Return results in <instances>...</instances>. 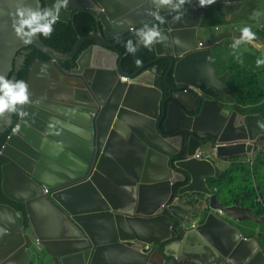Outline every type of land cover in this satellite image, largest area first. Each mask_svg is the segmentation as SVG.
Wrapping results in <instances>:
<instances>
[{
	"label": "clouds",
	"instance_id": "1",
	"mask_svg": "<svg viewBox=\"0 0 264 264\" xmlns=\"http://www.w3.org/2000/svg\"><path fill=\"white\" fill-rule=\"evenodd\" d=\"M50 2H20L10 13L26 43L11 64L32 49L21 67L30 91L0 75V264H169L176 235L203 238L214 264H264L261 196L180 162L191 137L200 144L190 157L218 161L181 110L186 90L200 92V84L228 91L236 100L225 111L250 110L264 134V86L249 79L264 49V0ZM57 21L56 42L47 39L58 52L82 28H108L113 38L87 33L64 59L37 52L31 42L50 37ZM180 61L185 89L168 98L174 133L158 120L164 87L156 82L175 85ZM98 73L112 80L116 109L98 119L94 110H66L93 107L81 91ZM155 249L162 260L150 258Z\"/></svg>",
	"mask_w": 264,
	"mask_h": 264
},
{
	"label": "water",
	"instance_id": "2",
	"mask_svg": "<svg viewBox=\"0 0 264 264\" xmlns=\"http://www.w3.org/2000/svg\"><path fill=\"white\" fill-rule=\"evenodd\" d=\"M22 2L27 6L35 8L37 3L41 8L51 6L50 0H0V75H3L8 79L17 80V72L24 64V53L20 51V56H16L11 64V57L15 50L26 45L24 41L17 37L13 29V21L10 13L15 12L18 3ZM65 9H61L59 19L64 15ZM87 33L98 34L102 36L112 37L108 28H82L79 36L77 37L74 45L68 52H58L52 49V45L49 43L47 37L38 34L31 42L34 45L37 52L43 51L50 57L64 59L73 55L78 46L82 44ZM113 38V37H112ZM28 44V43H27ZM28 73V67H26ZM26 73L25 80L29 84L30 80ZM174 81L180 83L186 80V71L183 69V63H175L173 67ZM166 84H169L167 80ZM211 87L221 93L222 87L219 84H212ZM90 92L85 90L81 91L82 98L93 99L94 104L99 103V107L92 108L81 106L78 104H67L66 110L87 112L89 110L95 111V118L98 119L102 113L113 112L118 100L113 97L112 92V80L106 77L105 74H96L95 78L90 82ZM182 104L188 109L193 110L196 104L194 95L190 92H186L185 96L181 98ZM225 106L219 104L212 99H205L197 114H190L193 119L192 127L197 129L200 137L210 135L216 138L213 145V152L211 155L215 159L240 151L247 145L250 148L251 144L247 141L249 132L253 134L262 131L258 126V118L253 115L244 114L240 118L239 123H233L225 118ZM182 110V109H181ZM185 114L186 112L182 110ZM169 126L172 125L171 118L167 120ZM200 144L197 139L190 138V145L185 147L182 152V160L180 162L187 166L193 165L194 169H200L206 174L215 172L217 170L206 167L203 161L190 157L189 155L195 149V146ZM209 159L212 157L208 156ZM167 251V247L163 251ZM175 255L180 259H186L194 261L197 264H204L205 261H212L213 263L218 261V256L214 249L208 248L204 244V239L198 236L183 235L182 239L177 244V250ZM150 258L155 261L163 259L162 254L156 249L151 253ZM229 264H236L234 262Z\"/></svg>",
	"mask_w": 264,
	"mask_h": 264
},
{
	"label": "flooded vegetation",
	"instance_id": "3",
	"mask_svg": "<svg viewBox=\"0 0 264 264\" xmlns=\"http://www.w3.org/2000/svg\"><path fill=\"white\" fill-rule=\"evenodd\" d=\"M57 28H58V22L54 25V31L52 33V36L54 38V40L56 41V32H57ZM51 44H53L51 42ZM32 48L30 47H25V48H22L21 50H25L27 52H29ZM263 53H264V49L261 48L260 49ZM257 56H254L252 58V63H253V67H257V64H256V61H257ZM175 82V81H174ZM163 90H159L157 92V95L159 97V100L162 101V110H161V114L160 116L158 117V120L159 122L162 123V125L164 126L165 129H168L171 127V132H174V133H179L180 132V128L177 127L176 125H171L169 126L167 124V120L169 118H171V113H170V110H169V103H168V98L172 95V97H174V93L177 91V89H185V82H180V83H177L175 82V85H167L166 86H163ZM200 92H191L189 90H186V92H190L194 95L195 99H196V104L194 106V109L193 110H188L183 104L181 105V108L182 110H184L185 112H188L190 114H197L200 107L202 106L203 102L205 99H212V100H215L217 101L219 104L221 105H224L225 107H231V102L229 100V96H230V93L228 91H225V90H222L221 93L215 91L212 87L210 86H207L205 84H200ZM92 106H95V104H92ZM248 112H250V110H247L246 112L243 113L244 114H248ZM263 137V130L262 131H259L255 134H253L252 132H249L248 133V136H247V141L250 142L251 146L253 144H255L258 140H261ZM216 138H213L211 137L210 135H206L205 136V142L203 143V147L206 148V145L207 144H211L212 143V147H211V150H205V152H213V145H214V141H215ZM245 149H246V154L249 155L251 161L253 160V155H252V150L250 148L247 147V145L245 146ZM182 154V153H181ZM239 154V156L237 157H231L230 160H234V161H239L241 156H240V153H237ZM215 172H212L209 174V177L214 175ZM246 174V171L243 170L242 168H237L236 170H233L231 171L230 173H227L225 175L226 179H234V180H238L240 179L242 176H245ZM182 239V236L180 235H176L175 237H173V240H178L180 241ZM164 259L167 263L169 264H174V263H177V264H189L188 261L189 260H186V259H180L178 257H176L175 255H166L164 254Z\"/></svg>",
	"mask_w": 264,
	"mask_h": 264
},
{
	"label": "trees",
	"instance_id": "4",
	"mask_svg": "<svg viewBox=\"0 0 264 264\" xmlns=\"http://www.w3.org/2000/svg\"><path fill=\"white\" fill-rule=\"evenodd\" d=\"M58 25H59V21ZM58 31V28H57ZM57 37V32H56ZM53 44L56 42L51 35L50 37H47ZM258 59H264V53L261 50H258L256 55ZM253 63L251 61L250 66V74L249 79L250 80H256L261 86H264V65L260 67H253ZM24 68H21L18 72V79L17 80H24ZM166 86V84L164 85ZM229 100L231 102V107L233 106V102L236 100V98L230 94ZM247 110L243 111L239 115V119L242 117L243 113ZM212 143L206 145V149L211 150ZM253 160L251 161L250 169L247 167H242L243 170L246 171L245 176H242L238 180L234 179H226L224 176L222 179L227 182V184L237 186L239 188L248 189V190H256V193H258L261 198L263 199V215H264V134L261 140H258L253 147L252 151ZM231 161V160H230ZM233 170H229L228 173H230ZM210 178L215 180V176L212 175ZM189 264H197L194 261H188Z\"/></svg>",
	"mask_w": 264,
	"mask_h": 264
},
{
	"label": "crops",
	"instance_id": "5",
	"mask_svg": "<svg viewBox=\"0 0 264 264\" xmlns=\"http://www.w3.org/2000/svg\"><path fill=\"white\" fill-rule=\"evenodd\" d=\"M222 90H224L222 88ZM226 109L228 110H231L232 107H226ZM240 115L239 114H232L231 111H225V118L226 120H229L233 123H239L240 122V119L238 118ZM250 149L253 150V145L250 146ZM183 151H181L182 153ZM237 153H240V160L239 161H234V160H231L230 161V158L231 157H237L239 156V154ZM205 165L208 167V168H212L214 170H217V174H214L215 176V180L217 182H220V180H222V178L229 172V170H236L237 168H242V167H247L250 169V166H251V159L249 157L248 154H246V149H242L240 151H237V152H234V153H230V154H227V155H224L222 157H220L218 159V161H213L212 159H205L204 161Z\"/></svg>",
	"mask_w": 264,
	"mask_h": 264
},
{
	"label": "bare ground",
	"instance_id": "6",
	"mask_svg": "<svg viewBox=\"0 0 264 264\" xmlns=\"http://www.w3.org/2000/svg\"><path fill=\"white\" fill-rule=\"evenodd\" d=\"M150 14H145L144 17H150ZM166 84V81L163 79H159L156 82V87H161L164 86ZM204 264H214L212 261H205Z\"/></svg>",
	"mask_w": 264,
	"mask_h": 264
},
{
	"label": "built area",
	"instance_id": "7",
	"mask_svg": "<svg viewBox=\"0 0 264 264\" xmlns=\"http://www.w3.org/2000/svg\"><path fill=\"white\" fill-rule=\"evenodd\" d=\"M184 184L183 183H181L179 186H178V190H180L181 189V187L183 186Z\"/></svg>",
	"mask_w": 264,
	"mask_h": 264
},
{
	"label": "rangeland",
	"instance_id": "8",
	"mask_svg": "<svg viewBox=\"0 0 264 264\" xmlns=\"http://www.w3.org/2000/svg\"><path fill=\"white\" fill-rule=\"evenodd\" d=\"M253 147H254V144H253ZM253 151V150H252Z\"/></svg>",
	"mask_w": 264,
	"mask_h": 264
}]
</instances>
